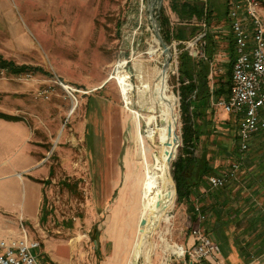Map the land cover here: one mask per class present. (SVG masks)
I'll use <instances>...</instances> for the list:
<instances>
[{
  "label": "rangeland",
  "instance_id": "obj_1",
  "mask_svg": "<svg viewBox=\"0 0 264 264\" xmlns=\"http://www.w3.org/2000/svg\"><path fill=\"white\" fill-rule=\"evenodd\" d=\"M148 5L149 0H0V53L18 65L32 67L19 75L0 72V106L30 125L46 157L40 172L25 175L22 166L12 164L16 158L10 155L17 151L5 155L11 147L8 143L2 146L0 189L15 186L21 175L41 177H33L38 183L37 212L33 218L24 217V226L28 237L47 251L50 261L62 245L66 248L62 255L71 258L69 247L76 243L72 257L79 264H131L141 214L140 202L135 203L132 195L133 178L127 180L135 119L110 76L121 61H126V71L133 74L134 60L146 56L154 37ZM227 35L218 42L212 58L209 102L196 106L192 102L184 105L182 99L180 47L165 41L172 52L168 88L178 99L181 140L171 163L176 202L171 222L162 224L152 236L150 260L146 244L139 264H188L190 257L164 253L161 241L166 236L171 244L183 245L197 224L177 202L175 165L183 157L187 126L191 132L200 129L197 148L205 151L214 170H224L238 159L237 118L215 105L216 91L229 80ZM156 59L163 64L161 48ZM257 135L263 138L264 132ZM263 146L264 142H258L240 153L247 159L255 150H263L262 155ZM253 158L248 162L249 171L256 167ZM134 169L132 173H137ZM9 170L21 174L9 175Z\"/></svg>",
  "mask_w": 264,
  "mask_h": 264
},
{
  "label": "crops",
  "instance_id": "obj_2",
  "mask_svg": "<svg viewBox=\"0 0 264 264\" xmlns=\"http://www.w3.org/2000/svg\"><path fill=\"white\" fill-rule=\"evenodd\" d=\"M184 1L187 0L155 1V4H158L156 7L157 16L162 14L164 18L168 19L171 32L177 31L180 27L190 32L192 30L190 25L199 27L197 33L188 40L177 41L173 37L172 42L175 44L184 43L185 45H198L200 42H204L207 47L208 41L206 38L212 36L218 46V42L222 40L223 35L228 34V45L232 50L228 18L230 0H202L204 15L200 20H197L196 17L180 19L173 7ZM0 55L5 59L1 53ZM14 63L18 65L16 62ZM19 65L30 66L24 63ZM36 71L38 70L34 69L33 72ZM0 113L19 118V120H14L0 117V150L2 146L4 147L8 143V147L11 148L7 150L5 155L12 149V152L17 151L10 155V157L16 158V161L12 164L22 166L20 169L25 175L29 172H40V166L44 164L46 157L44 151H40V140L35 137L30 125L18 114L8 112L4 105L0 106ZM261 136L263 138H259L258 135L254 136L251 146L256 145L258 142H264V135ZM237 149L239 152L238 145ZM203 153L206 155L205 151ZM253 155H251V158H253ZM237 158L239 160L235 161H240L241 165L236 177L228 185L219 188L212 187L209 177L220 174L222 170L216 171L210 167L211 172L203 175L204 181H200L197 186L192 187L190 197L184 198L180 202L188 210L192 221L197 218L195 208L198 207L199 212L206 217L196 226L221 247L219 257L202 260L189 258L188 264H264V179L257 178L258 171L256 173L249 171L250 155L247 159L246 154L239 152ZM206 166L208 165L205 163ZM6 173L15 176L21 174L18 170L14 172L9 170ZM33 177L36 179L41 178L36 175L24 178L21 175L19 182L15 181V186L4 185L0 189V238L19 235L21 223L24 225V220L35 216L38 206V183L34 181ZM6 214H10V216L7 217ZM192 243L193 239L190 234L185 237L183 245H191ZM63 246H60L59 251L55 252L54 259L49 256L53 262L47 258V254H45L47 251L41 247L40 243V247L36 250L38 260L41 263L79 264L78 261H73L72 257L77 244H72L69 247L71 258L62 255L66 249Z\"/></svg>",
  "mask_w": 264,
  "mask_h": 264
},
{
  "label": "bare ground",
  "instance_id": "obj_3",
  "mask_svg": "<svg viewBox=\"0 0 264 264\" xmlns=\"http://www.w3.org/2000/svg\"><path fill=\"white\" fill-rule=\"evenodd\" d=\"M257 17H262L264 21V10H257ZM152 35V42L144 52L146 56L134 60L133 74L126 71V61H121L116 66L115 74L110 76L118 83L125 108L135 119L134 145L128 152L127 180L133 178L131 188L134 202H140V219H147L145 226L138 224L131 264H139L138 259L146 244V256L150 260L152 236L162 224L171 222L176 202L171 163L181 142L176 113L178 99L169 93V69L165 70L163 64L156 62L157 53L162 47L154 31ZM132 167L138 172L134 169L137 173H132ZM161 241L164 253H182L181 246L171 244L166 236H161Z\"/></svg>",
  "mask_w": 264,
  "mask_h": 264
},
{
  "label": "built area",
  "instance_id": "obj_4",
  "mask_svg": "<svg viewBox=\"0 0 264 264\" xmlns=\"http://www.w3.org/2000/svg\"><path fill=\"white\" fill-rule=\"evenodd\" d=\"M257 10H264V0L229 1L230 51L233 52L231 85L228 95L219 97L215 103L224 112L237 118V145L240 152L249 150L253 137L264 131V21L262 17H257ZM191 46L199 59L206 58L204 42ZM240 165L239 161H233L220 174L210 176V185L214 188L228 185L236 177ZM195 212L198 223L202 222L206 216L199 212L198 207ZM191 236L193 243L180 245L182 253L174 255L193 260L219 257V244L198 226L192 229ZM39 247L40 242L30 239L21 223L19 235L0 238V264H53L38 260L35 251Z\"/></svg>",
  "mask_w": 264,
  "mask_h": 264
},
{
  "label": "trees",
  "instance_id": "obj_5",
  "mask_svg": "<svg viewBox=\"0 0 264 264\" xmlns=\"http://www.w3.org/2000/svg\"><path fill=\"white\" fill-rule=\"evenodd\" d=\"M174 10L177 11L180 19H191L196 17L197 20H200L204 15V5L202 0H187L176 4L173 7ZM158 21L161 29V33L165 41H172L173 37L177 41H186L188 38L194 36L197 33V29L199 27L194 26L190 32H188L183 27H180L177 31L171 32L169 21L167 18L161 14L158 16ZM174 34V35H173ZM208 41V46L206 47V58L199 59L195 55V49L191 45H185L184 43H179L178 47H180L179 57V66L178 70L180 73L181 79V94L184 105L189 106L192 102L197 105L199 102L207 103L209 102V73H210V63L212 61L213 55L217 50V44L212 36L206 38ZM233 52H231V60H230V70L228 71L229 80L227 84L221 85L220 89H218L217 95L227 96L230 90L231 85V73H232V57ZM32 67L27 65H16L13 61L6 60L0 55V72L6 71L12 74H21L25 71H28ZM217 97L216 99H218ZM190 107L186 109L189 112ZM198 110L203 114L204 112L201 109ZM198 111V113H199ZM196 113L195 115H198ZM192 115V117H195ZM1 118L5 119H14L19 120L18 117H14L11 115H7L4 113H0ZM191 119H189L190 123ZM189 127L187 126V131L184 133L183 138V157L179 158V161L175 165V180L177 183V193L178 198L177 202H181L184 198H189L192 192V187L197 186L198 183L204 181L203 175H207L211 172V166H209V162L206 160V155L201 152L197 148V139L200 137V129L196 128L194 131H188ZM264 131H261L263 133ZM261 147V149H263ZM261 151L255 150V152H260L258 156L256 153L253 155V164H256L254 171H258L257 178L261 180L264 179V153L262 155ZM259 158V159H258ZM205 163L208 165L205 167ZM196 213V212H195ZM197 216V213H196ZM196 223H198V219H195Z\"/></svg>",
  "mask_w": 264,
  "mask_h": 264
},
{
  "label": "water",
  "instance_id": "obj_6",
  "mask_svg": "<svg viewBox=\"0 0 264 264\" xmlns=\"http://www.w3.org/2000/svg\"><path fill=\"white\" fill-rule=\"evenodd\" d=\"M155 1L156 0H149L148 9H149V13H150V20H151V23H152V26H153L154 34L158 38L160 46L163 49V54H164L163 68L166 70L170 66L172 52L170 50L169 45L165 42V40L163 38V35L160 32V25H159V21H158V16H154L153 12H154V7H155ZM166 145H170V143H166ZM166 154L169 155L168 152H166ZM175 191H176V189H175ZM146 224H147V219L146 218H141L140 222H139L140 227H143Z\"/></svg>",
  "mask_w": 264,
  "mask_h": 264
}]
</instances>
